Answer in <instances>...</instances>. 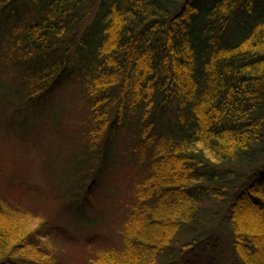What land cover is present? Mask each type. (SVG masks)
<instances>
[{
  "label": "trees",
  "instance_id": "16d2710c",
  "mask_svg": "<svg viewBox=\"0 0 264 264\" xmlns=\"http://www.w3.org/2000/svg\"><path fill=\"white\" fill-rule=\"evenodd\" d=\"M246 3L0 0V132L74 80L66 126L85 154L51 191L13 174L31 205L0 197V264H62L48 231L85 264H191L211 243L203 264H264V225L248 222L264 224V0ZM113 138L126 199L82 241L62 222L96 205Z\"/></svg>",
  "mask_w": 264,
  "mask_h": 264
},
{
  "label": "rangeland",
  "instance_id": "374dc122",
  "mask_svg": "<svg viewBox=\"0 0 264 264\" xmlns=\"http://www.w3.org/2000/svg\"><path fill=\"white\" fill-rule=\"evenodd\" d=\"M251 1L254 3V0ZM244 2L246 3L247 0H244ZM240 15L245 17V10H242ZM226 40L233 42L232 37L226 36ZM75 82L74 80L64 82L58 91L41 101L39 105L35 104L23 113L21 112L20 118L15 124H10V127L4 129V123H2L3 129L0 132V197L2 199L12 200L13 203L30 207L29 200L22 197V185H19L21 181L17 180L14 182L15 186L13 185L11 180L13 174L20 173L22 179L23 172L25 179H29L31 183L38 182L41 184V188L51 191L52 186L54 188L58 183L55 180L56 175H59L61 171H63L62 174L69 173L76 160L74 159L76 155H85L78 151L77 146H75L74 131L66 126L70 115L73 116L75 121L79 118L75 112L77 95L72 84ZM112 140L110 154L113 153V156H115V160L112 162L114 165L104 173L100 186L95 192L96 205L90 203L87 212L82 208L79 218H74V221L73 219H66L62 222L66 227L75 231V234L79 235L82 241L85 240L88 234L94 232L92 229H88V221L91 222L97 219L101 210L113 209V205L121 206L123 200L126 199L125 197L123 200L115 202L117 197L127 193L126 185L123 182L121 183L122 180H119L117 184V179L126 176L128 172L127 168L120 167L127 163V160H123L124 145L123 143L122 145L119 144L118 138ZM73 153L75 154L72 155ZM103 165L105 166V163ZM59 166H64V168H58ZM46 169L52 170V172H46ZM65 183L67 186L69 185V182L66 181ZM98 202H101L102 205L99 206ZM250 205L249 199L243 202L241 211L237 216L238 219L242 213L251 210ZM115 210H118L117 207ZM251 217H254L253 213ZM251 221L255 225H264L262 222H258L260 220L255 221L250 218L248 222L251 223ZM80 227L85 230H81ZM105 232H108V230H105ZM40 241L47 244L45 247L53 258L62 257V259H65L62 264H85L84 262L90 261L84 258L83 249L65 248L59 243L55 244V240L49 234V231L44 233L43 237H40ZM110 243L115 247L117 246L116 248L120 247V236L115 234L111 237ZM211 247H214V243H211L207 248H197L191 252L189 255L190 263L203 264L210 261L213 257ZM54 251H57L59 255L55 254ZM218 251L224 254L225 258L232 255L226 242L221 245Z\"/></svg>",
  "mask_w": 264,
  "mask_h": 264
}]
</instances>
